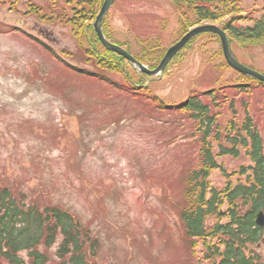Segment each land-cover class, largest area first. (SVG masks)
Here are the masks:
<instances>
[{"label": "rangeland", "instance_id": "obj_1", "mask_svg": "<svg viewBox=\"0 0 264 264\" xmlns=\"http://www.w3.org/2000/svg\"><path fill=\"white\" fill-rule=\"evenodd\" d=\"M13 1L0 0V185L71 210L98 236V264H212L204 260L202 244L192 252L178 215L177 204L185 199L184 165L200 162L198 148L183 140L187 130L153 117L133 120L140 101L130 111L114 110L119 93L68 64L117 81L123 75L97 65L85 52L90 46L79 28L35 17L29 4L45 6L47 0ZM65 1L80 7L79 0ZM240 2L243 14L264 13V0ZM106 21L134 53L154 48L152 58L188 30L170 0H115ZM231 48L243 64L264 72V44ZM182 52L184 60L146 86L148 92L179 104L195 90L242 81L241 73L224 65L221 40L211 32L196 35ZM131 74L137 82L134 69ZM250 101L262 129L264 89L256 87ZM218 162L230 174L211 172L209 182L220 191L252 164L245 150ZM254 248L264 261V239Z\"/></svg>", "mask_w": 264, "mask_h": 264}, {"label": "trees", "instance_id": "obj_2", "mask_svg": "<svg viewBox=\"0 0 264 264\" xmlns=\"http://www.w3.org/2000/svg\"><path fill=\"white\" fill-rule=\"evenodd\" d=\"M47 1L45 6L29 4L34 16L47 22L65 21L79 28L90 46L85 52L97 58L101 69L121 74L124 80H113L102 71L73 64L68 67L115 89L120 96L112 103L114 110L126 111L134 101H140V107H135V114L131 115L133 120L153 117L163 119L168 126L185 128L183 140L189 139V145L198 148L199 166L184 165L185 199L183 204H177L184 237L192 252L196 254L202 244L204 260L212 264H264L254 248L264 239V227L256 222L258 213L264 212V128L261 129V119L250 109L254 89L258 86L264 89V82L239 74L242 81L195 90L185 101L170 104L147 91L149 86L145 82L150 76L134 70L139 78L136 82L130 61L102 45L93 23L105 0H79L80 7L71 1ZM170 1L188 23L185 33L202 24H216L225 30L231 45L264 44V13L259 17L243 14L240 0ZM106 18L107 15L102 25L109 41L122 46L150 68L159 65L165 53L153 58L154 48L143 54L134 53L129 42H120L110 32ZM192 39L174 56L164 76L172 65L184 60L182 51ZM224 65L230 67L225 62ZM221 67L216 65V71ZM262 111L264 114V101ZM242 150L252 164L242 166L240 177L236 182L229 179L224 190L214 188L209 182L213 170L221 169L230 176L218 158H239ZM41 201L39 196L29 195L9 183L0 185V264H98L100 241L90 227L63 205ZM55 244L56 251L50 253Z\"/></svg>", "mask_w": 264, "mask_h": 264}, {"label": "water", "instance_id": "obj_3", "mask_svg": "<svg viewBox=\"0 0 264 264\" xmlns=\"http://www.w3.org/2000/svg\"><path fill=\"white\" fill-rule=\"evenodd\" d=\"M115 0H105L99 14L96 17L95 22L93 23V28L97 33L101 43L104 47L110 51H114L121 56L126 57L132 64L133 68L139 72L144 73L150 76H153L151 80H148L147 83L154 81L156 79H161L162 75L168 66L169 62L173 59V57L196 35L206 32H212L217 34L221 39V45L224 53V57L229 66H231L236 71L241 74L251 77L255 80L264 82V74L251 68L243 63H241L232 53L229 38L227 33L221 27L215 24H202L196 26L185 33L175 44L171 45L159 65L151 69L149 65L142 63L137 60L130 52L119 46L118 44L112 43L108 40L105 35L104 28L102 26V21L105 15L108 13L110 8L112 7ZM256 222L259 226L264 227V212L261 211L258 213Z\"/></svg>", "mask_w": 264, "mask_h": 264}]
</instances>
